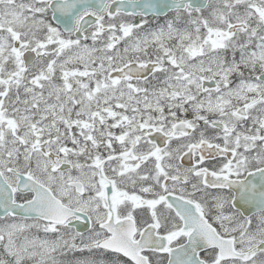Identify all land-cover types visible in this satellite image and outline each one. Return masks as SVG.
Returning <instances> with one entry per match:
<instances>
[{
	"label": "snow or ice",
	"instance_id": "6c2138e0",
	"mask_svg": "<svg viewBox=\"0 0 264 264\" xmlns=\"http://www.w3.org/2000/svg\"><path fill=\"white\" fill-rule=\"evenodd\" d=\"M0 264H264V0H0Z\"/></svg>",
	"mask_w": 264,
	"mask_h": 264
}]
</instances>
